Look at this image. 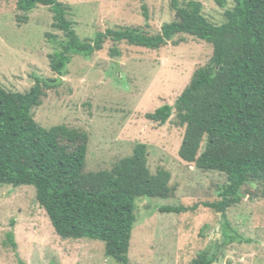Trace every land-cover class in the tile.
I'll list each match as a JSON object with an SVG mask.
<instances>
[{"label": "rangeland", "instance_id": "1", "mask_svg": "<svg viewBox=\"0 0 264 264\" xmlns=\"http://www.w3.org/2000/svg\"><path fill=\"white\" fill-rule=\"evenodd\" d=\"M189 1L199 2L203 16L214 25H221L225 10L234 6V0H225V7L216 0L179 3ZM59 2L67 8V19L81 40L122 27L155 35L175 17L170 0ZM15 3L0 0V86L24 93L34 85V77L57 79L48 55L59 47L45 34L56 35L57 41L64 37L52 28L49 8L40 6L22 13ZM112 49L120 55L111 56ZM211 56V45L189 35H177L158 50L107 39L90 57L73 56L60 82L46 91L42 104L33 110L34 120L43 127L63 124L86 132L85 172L110 170L141 143L147 148L150 172L165 169L170 173L168 198L135 202L129 264H190L203 251L218 254L214 264H264V195L260 186L243 187L240 203L226 211L237 239L218 249L221 217L202 204L218 200L225 175L197 169L178 157L184 128L176 124L174 115L162 126L145 118L165 104L173 105L193 73L208 64ZM165 206L188 210L160 212ZM8 232L13 233L14 248L6 240ZM0 264L116 263L105 256L100 241L59 238L37 204L32 187L4 185L0 186Z\"/></svg>", "mask_w": 264, "mask_h": 264}, {"label": "trees", "instance_id": "2", "mask_svg": "<svg viewBox=\"0 0 264 264\" xmlns=\"http://www.w3.org/2000/svg\"><path fill=\"white\" fill-rule=\"evenodd\" d=\"M216 2L225 7V0ZM15 5L22 13L49 8L52 28L61 31L64 40L45 34L59 47L48 55L57 79L34 77V85L24 93L0 86V186L32 187L59 238L100 241L106 257L116 264H129L135 202L168 198L170 173L165 169L150 172L147 148L141 143L110 170L85 172L86 132L63 124L43 127L34 120L33 110L42 104L46 91L60 82L73 56L88 58L107 39L158 50L177 35H189L212 46L210 61L193 73L173 105L165 104L145 118L162 126L174 115L176 124L184 128L178 157L197 169L225 175L218 200L202 205L221 217L218 249L234 242L237 237L226 211L240 203L247 185H259L264 195V0H234L221 25L209 22L197 1L181 5L170 0L174 20L155 35L122 27L84 40L76 35L59 0H16ZM110 54L117 57L120 52L112 49ZM187 210L159 208L163 213ZM6 240L15 247L12 232ZM217 261V253L203 251L190 264Z\"/></svg>", "mask_w": 264, "mask_h": 264}]
</instances>
